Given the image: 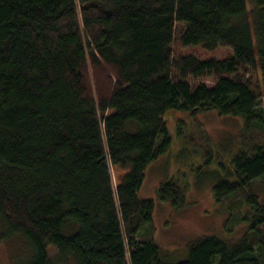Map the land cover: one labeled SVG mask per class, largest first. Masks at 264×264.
Segmentation results:
<instances>
[{
  "label": "trees",
  "instance_id": "trees-1",
  "mask_svg": "<svg viewBox=\"0 0 264 264\" xmlns=\"http://www.w3.org/2000/svg\"><path fill=\"white\" fill-rule=\"evenodd\" d=\"M262 97L264 0H0V240L27 242L16 264H264V141L239 147L213 187L247 222L237 241L205 235L174 259L142 232L156 202L139 195L171 147L169 108L261 134ZM158 197L184 206L186 187L163 181Z\"/></svg>",
  "mask_w": 264,
  "mask_h": 264
},
{
  "label": "rangeland",
  "instance_id": "rangeland-1",
  "mask_svg": "<svg viewBox=\"0 0 264 264\" xmlns=\"http://www.w3.org/2000/svg\"><path fill=\"white\" fill-rule=\"evenodd\" d=\"M175 51L177 54H196L203 59H221L231 53L230 49L208 51L202 46L179 43H176ZM217 80L213 74L189 78L191 84L204 83L207 86L214 85ZM259 104L264 107V97L259 99ZM165 120L172 144L168 152L153 160L146 169L139 195L154 198L156 206L152 222L142 232L149 230L154 240L178 260L187 256L191 242L205 235L237 241L246 230L247 222L234 218L233 211L227 207V199L215 200L213 187L225 176L224 169L238 148H250L254 143L263 142L264 133L245 134L241 116L221 115L216 110L194 112L169 108ZM208 149L214 153L210 162ZM169 179H176L186 187L184 206L177 207L171 201L159 199L158 187ZM252 187L264 203V177L255 179ZM244 211L242 208L236 212L242 216ZM27 253L28 244L23 237L0 240V264H16Z\"/></svg>",
  "mask_w": 264,
  "mask_h": 264
}]
</instances>
